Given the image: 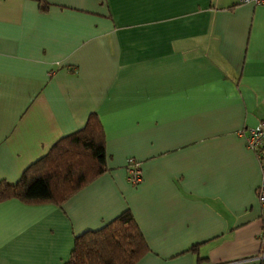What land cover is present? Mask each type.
Instances as JSON below:
<instances>
[{
    "label": "crops",
    "instance_id": "1",
    "mask_svg": "<svg viewBox=\"0 0 264 264\" xmlns=\"http://www.w3.org/2000/svg\"><path fill=\"white\" fill-rule=\"evenodd\" d=\"M91 112L106 170L59 205L1 201L0 264H60L125 209L147 247L134 264H263L261 167L243 136L264 120V6L0 0V180Z\"/></svg>",
    "mask_w": 264,
    "mask_h": 264
},
{
    "label": "trees",
    "instance_id": "2",
    "mask_svg": "<svg viewBox=\"0 0 264 264\" xmlns=\"http://www.w3.org/2000/svg\"><path fill=\"white\" fill-rule=\"evenodd\" d=\"M104 142L99 119L91 112L81 128L58 138L29 163L16 182L0 180V202L16 198L26 205L61 204L106 170ZM146 251L131 212L125 209L98 229L74 236L67 259L60 264H134Z\"/></svg>",
    "mask_w": 264,
    "mask_h": 264
},
{
    "label": "built area",
    "instance_id": "3",
    "mask_svg": "<svg viewBox=\"0 0 264 264\" xmlns=\"http://www.w3.org/2000/svg\"><path fill=\"white\" fill-rule=\"evenodd\" d=\"M239 4H250L252 6H264V0H237ZM246 134L243 136L246 146L251 149L257 156L261 167V178L256 187V199L260 209L261 217H264V154L262 144L264 142V120H261L257 125L247 128ZM242 134V131H239ZM126 174L128 181L135 183L140 179V171L138 163L129 158L126 161Z\"/></svg>",
    "mask_w": 264,
    "mask_h": 264
}]
</instances>
